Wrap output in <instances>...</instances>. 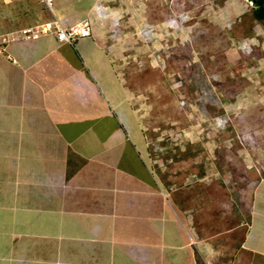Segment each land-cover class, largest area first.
Masks as SVG:
<instances>
[{
    "label": "crops",
    "instance_id": "0c3cea01",
    "mask_svg": "<svg viewBox=\"0 0 264 264\" xmlns=\"http://www.w3.org/2000/svg\"><path fill=\"white\" fill-rule=\"evenodd\" d=\"M22 1L0 7V264H264V175L240 218L221 215V198L211 211L167 191L111 32L94 22L69 43L41 31L98 1Z\"/></svg>",
    "mask_w": 264,
    "mask_h": 264
},
{
    "label": "rangeland",
    "instance_id": "374dc122",
    "mask_svg": "<svg viewBox=\"0 0 264 264\" xmlns=\"http://www.w3.org/2000/svg\"><path fill=\"white\" fill-rule=\"evenodd\" d=\"M97 1L89 18L111 32L162 186L211 211L221 198V215L244 217L249 185L264 175V21L247 0Z\"/></svg>",
    "mask_w": 264,
    "mask_h": 264
},
{
    "label": "built area",
    "instance_id": "2783aa9c",
    "mask_svg": "<svg viewBox=\"0 0 264 264\" xmlns=\"http://www.w3.org/2000/svg\"><path fill=\"white\" fill-rule=\"evenodd\" d=\"M247 1L250 3V5H253V1ZM43 2L49 8H53L54 0H43ZM93 26L94 22L89 17H84L70 25H64L58 18H55L52 21L42 24L41 31L53 32L60 41L73 43L81 37L91 35L93 32Z\"/></svg>",
    "mask_w": 264,
    "mask_h": 264
},
{
    "label": "trees",
    "instance_id": "16d2710c",
    "mask_svg": "<svg viewBox=\"0 0 264 264\" xmlns=\"http://www.w3.org/2000/svg\"><path fill=\"white\" fill-rule=\"evenodd\" d=\"M253 1L252 10L256 20L264 21V0H251Z\"/></svg>",
    "mask_w": 264,
    "mask_h": 264
},
{
    "label": "bare ground",
    "instance_id": "6f19581e",
    "mask_svg": "<svg viewBox=\"0 0 264 264\" xmlns=\"http://www.w3.org/2000/svg\"><path fill=\"white\" fill-rule=\"evenodd\" d=\"M230 169V168H229Z\"/></svg>",
    "mask_w": 264,
    "mask_h": 264
}]
</instances>
